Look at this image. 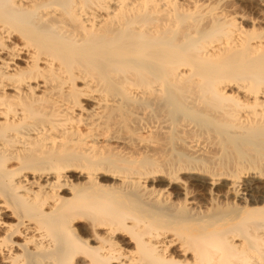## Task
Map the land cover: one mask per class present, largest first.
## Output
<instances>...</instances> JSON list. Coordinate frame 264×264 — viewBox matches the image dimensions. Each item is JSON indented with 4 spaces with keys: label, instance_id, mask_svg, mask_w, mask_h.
Here are the masks:
<instances>
[{
    "label": "bare ground",
    "instance_id": "1",
    "mask_svg": "<svg viewBox=\"0 0 264 264\" xmlns=\"http://www.w3.org/2000/svg\"><path fill=\"white\" fill-rule=\"evenodd\" d=\"M0 264H264V0H0Z\"/></svg>",
    "mask_w": 264,
    "mask_h": 264
}]
</instances>
